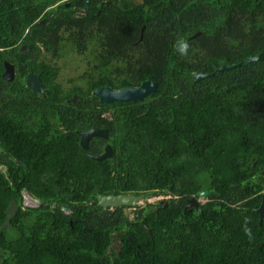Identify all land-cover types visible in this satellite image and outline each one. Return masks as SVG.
Here are the masks:
<instances>
[{
	"label": "trees",
	"instance_id": "16d2710c",
	"mask_svg": "<svg viewBox=\"0 0 264 264\" xmlns=\"http://www.w3.org/2000/svg\"><path fill=\"white\" fill-rule=\"evenodd\" d=\"M4 1L0 31L15 43L28 28L22 44L31 47L6 55L41 70L48 89L32 106L0 80L8 151L0 153V227L17 204L0 231V264H264V217L259 223L255 211L264 190V59L245 64L264 53V0H68L53 9V0ZM77 55L81 73L67 87L54 82ZM195 74L206 77L194 82ZM148 79L156 91L139 101L102 104L92 94ZM90 128L108 138L83 150L78 132ZM104 145L110 158L87 156ZM22 191L40 205L24 207ZM203 191L197 210L186 207ZM97 194L169 199L129 218L127 206H98Z\"/></svg>",
	"mask_w": 264,
	"mask_h": 264
},
{
	"label": "water",
	"instance_id": "95a60500",
	"mask_svg": "<svg viewBox=\"0 0 264 264\" xmlns=\"http://www.w3.org/2000/svg\"><path fill=\"white\" fill-rule=\"evenodd\" d=\"M86 3H88V0H86ZM136 3L142 4L143 0H136ZM263 59H264V53H262L260 55L253 56V57H249L245 61V64L260 62ZM240 64H237L235 66H221V67H217L216 70L217 71H229L231 69L239 67ZM5 67H6V70L3 74V78L6 80H10L11 79L10 75L12 74L11 66H8L7 64H5ZM8 71H10L9 77L7 74ZM205 77H206V75H204V74H195L192 76L194 82H198ZM26 83H27V79H26ZM29 87L31 89H33L34 91L39 90L35 87H31V86H29ZM155 91H156L155 83L148 79V80L142 82L139 87L126 88V89H122V90H112L108 87H99V88H96L92 92V94L98 98L100 103L110 104L113 102L139 101V100H142L144 97H146V95H148L150 93H154ZM72 101L73 102L75 101V96H73ZM78 134L80 137L79 145L83 150L87 149L88 142L92 138H99V139L105 140L108 137L107 136L108 131L106 129L90 128L89 130L81 131ZM111 155L112 154H111L110 145H106L104 147V153L102 155L94 156L91 154H87V156L90 157L92 160H97V161H102L106 158H110ZM206 195H207V192L203 191V192L199 193L198 197L201 199V198H204ZM200 199L196 200L194 198H191L188 201L186 206H194V208L198 209V207H199L198 202ZM141 200H142V198L140 196L133 195V194H119V195H100V194H97L96 195V201H97L96 203L98 206H100L102 208L121 207V206L132 207ZM32 201H34V203H40L41 202L39 199H33ZM45 207H47V206H45ZM63 210L66 213L69 212V209H67V208H63ZM16 211H17L16 202L14 200H11L9 203V206L7 207V209L5 211L6 218L0 227V231L9 225V221L11 218L14 217ZM256 213L259 216V223H261V220L264 217V194L262 196V202H261L259 208L256 210ZM147 232L150 233L149 230H147ZM110 238H111L112 242H114L115 240L118 242V244H117L118 246L116 249L120 248V246H121L120 239L117 237H114V236H111Z\"/></svg>",
	"mask_w": 264,
	"mask_h": 264
},
{
	"label": "flooded vegetation",
	"instance_id": "af4514ba",
	"mask_svg": "<svg viewBox=\"0 0 264 264\" xmlns=\"http://www.w3.org/2000/svg\"><path fill=\"white\" fill-rule=\"evenodd\" d=\"M13 6H15V4H19V0H8ZM91 0H88V3H86L85 0V5L88 6L90 4ZM64 3L65 7H68L70 4L68 2V0H53L52 5L49 7L51 9L55 8L56 6H58L59 4ZM5 4L4 0H0V10H1V15L3 14V9L1 7V5ZM101 4H106V5H110L111 1L110 0H105L102 1ZM130 5L134 6V5H138L136 3V0H131L130 1ZM79 14H82V12H79ZM42 22V21H41ZM28 32V28L25 30L24 35L20 37L19 40H17L15 43L11 42L12 40V36L11 33H3L0 31V57H2L1 59V63H0V80H3V82H5V84H1L2 86L6 87V92L7 93H19V92H25L27 94V103H30L32 106H36V104H34V102H38L40 101L38 98L40 97H45V93L48 89L45 80L46 79H42L43 76H41V74L43 73L41 70H39L37 67H35L34 69H31V66H29V68H27L26 64L22 63V67L21 69L19 68V66L17 65V62L15 59L11 58V56L6 55L7 49H18L19 52L22 51H30L31 47L29 45H25L22 44V40L25 36V34ZM11 42V43H9ZM38 45V50L41 54H43V57L45 58H50V56L47 54V50L45 49V47L41 44H37ZM63 58H61L59 61H61ZM5 64H7L8 66H11L12 69V74L10 75V80H6L3 78V74L6 70ZM26 70V71H25ZM9 73L10 71H8V77H9ZM22 78V82L24 87H22L21 83H18V79ZM26 79H27V83H26ZM29 86L31 87H35L39 90L34 91L33 89H31ZM24 88H26L28 91H25ZM28 95L30 96V98L28 97ZM38 105V104H37ZM42 106V105H41ZM45 107L42 106V109H44ZM43 112V110H42ZM46 113V112H44ZM23 116V115H21ZM32 117H29V119ZM28 119V120H29ZM30 122H33V119L30 120ZM59 129H61V127H59ZM96 129H100V128H96ZM86 131V130H85ZM81 132V131H80ZM90 141V140H89ZM6 143L8 141H5ZM13 144H15V140L11 141ZM91 142V141H90ZM88 142V143H90ZM105 146V145H104ZM6 145L4 144V146L2 147L0 145V153L2 156V159H5L8 157V151L6 149ZM88 147V146H87ZM90 153V152H87ZM104 153V147H103V152L99 155H102ZM91 154V153H90ZM111 154H112V150H111ZM94 156H98L97 154H91ZM23 165V164H22ZM24 166V165H23ZM4 167V166H0ZM5 168V167H4ZM155 198V197H152ZM161 201H158V203L156 204H160ZM156 204H152V205H156ZM146 206V205H145ZM144 206V207H145ZM166 206V204H165ZM186 207H191L194 208V206H186ZM143 208V207H142ZM195 209V208H194ZM113 244L116 243V246L118 244V242L115 240L114 242H112Z\"/></svg>",
	"mask_w": 264,
	"mask_h": 264
},
{
	"label": "rangeland",
	"instance_id": "374dc122",
	"mask_svg": "<svg viewBox=\"0 0 264 264\" xmlns=\"http://www.w3.org/2000/svg\"><path fill=\"white\" fill-rule=\"evenodd\" d=\"M262 53H259L258 55H260ZM83 59V56H76V60L75 62L72 63L71 68L70 67H62L60 68L56 74H55V78H54V82H56L59 85H62L64 87H67L68 85H70L69 80H71L73 77H76L77 73H81L82 68L84 67V64L81 62ZM76 62H81V65L79 63V67L74 64ZM79 71V72H78ZM79 133V132H78ZM1 172L5 171L4 167L0 168ZM22 197L25 199L27 197L26 193L22 194ZM150 200H142L139 201L138 204H135L133 207H127L124 209V214H126L129 218H132L134 211L136 210V208L140 207H144L146 204H156L158 203V201H165L166 199H169V196H163V195H159L155 198H149ZM202 203L204 202V199L202 198V200H200ZM26 204H30V199L27 198L25 200ZM109 210H112L114 208L117 207H107ZM196 209V208H195ZM197 210V209H196ZM118 246V245H117ZM116 243L113 245V247L117 248Z\"/></svg>",
	"mask_w": 264,
	"mask_h": 264
},
{
	"label": "clouds",
	"instance_id": "9594fccd",
	"mask_svg": "<svg viewBox=\"0 0 264 264\" xmlns=\"http://www.w3.org/2000/svg\"><path fill=\"white\" fill-rule=\"evenodd\" d=\"M188 44L187 43H184V42H181L180 43V45H179V52L183 55V54H186L187 53V50H188ZM127 88H135V87H127ZM123 89H126V88H123ZM119 90H122V89H119ZM79 135V134H78ZM108 138V137H107ZM80 140V139H79ZM106 140V139H105ZM91 141V140H90ZM89 141V142H90ZM88 145H89V143H88ZM88 148V147H87ZM82 149V148H81ZM87 150V149H86ZM87 154H90V153H87ZM23 193H26L27 194V197L24 199L23 197H22V205L24 206V207H30V208H37L39 205H40V203H34V201H32L33 199H38V198H35V197H33L32 195H30L29 193H27L26 191H22V194ZM260 194H262V196H263V194H264V190L260 193ZM262 196H261V201H260V204H261V202H262ZM141 197V196H140ZM27 198H30V200L33 202V205H27L26 204V202H25V200L27 199ZM142 198V197H141ZM150 198H152V197H150ZM148 199V200H147ZM198 199H200V198H198ZM40 200V199H39ZM142 200H147V201H149L150 199L149 198H142ZM141 200V201H142ZM200 200H202V198L200 199ZM199 200V202L200 203H202L201 201ZM15 201V200H14ZM41 201V200H40ZM138 204V203H137ZM16 206H17V204H16ZM260 206V205H259ZM133 207V206H132ZM259 208V207H258ZM257 208V209H258ZM256 209V210H257ZM255 210V211H256Z\"/></svg>",
	"mask_w": 264,
	"mask_h": 264
},
{
	"label": "bare ground",
	"instance_id": "6f19581e",
	"mask_svg": "<svg viewBox=\"0 0 264 264\" xmlns=\"http://www.w3.org/2000/svg\"><path fill=\"white\" fill-rule=\"evenodd\" d=\"M29 199H30V198H29ZM30 201H31V200H30ZM28 205H33V202L31 201L30 204H28Z\"/></svg>",
	"mask_w": 264,
	"mask_h": 264
}]
</instances>
